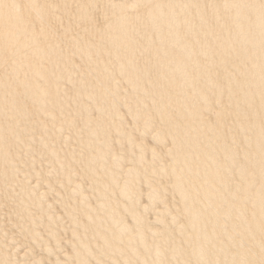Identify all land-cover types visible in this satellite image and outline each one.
<instances>
[{"label": "rangeland", "instance_id": "obj_1", "mask_svg": "<svg viewBox=\"0 0 264 264\" xmlns=\"http://www.w3.org/2000/svg\"><path fill=\"white\" fill-rule=\"evenodd\" d=\"M20 1L19 0H13V2H12V0H0V7H1L0 8V14H2L0 16H2V18H3L0 21V31L2 29H10V27L13 26L12 22H14L16 20L14 22V23H16V27L21 28V30L23 32V34L19 33L18 38L16 37L18 42L22 38L20 40L21 44L20 43L16 44V46L19 45L18 49L20 50V48L24 44L29 43V42L32 44V47L35 48V46H36V49H35L36 53L26 54L24 52L18 51V49H17V52L11 53L10 52L11 50H9L6 47V44H7L6 40L4 41V43H2L3 45L0 44V52H1L0 53V70H1V72H0V162L2 161L0 163V264H76L77 262L78 263L80 262L79 260H76L77 262L75 261L76 258L78 259V257H76L78 255L80 257H82L86 261V263L89 262L87 264H100L99 260L101 261L102 258L105 261L104 264H144L143 261L141 262V260H138V259L141 258L142 256L144 257L145 255L148 256V260H149V262H146V264L147 263L148 264H155L161 260L162 261L167 260L168 264H177V263L182 264L183 261H182L181 257L178 256L177 254L173 253V250H175V248H174L175 245H176V247H178L179 242H181L180 240H182V242L180 244L181 247L188 245L187 243L189 240L187 241L186 238H183L176 233V230L178 229L177 227L184 226V225L186 227H188L187 226L188 224H186V221H185L186 219L184 220L183 218L177 217L176 211L180 207L185 208L189 205L192 206L193 204H197L199 202V200L195 199L196 197L191 196L190 197L191 199L189 198L187 200L188 204H189L188 205L185 201L183 202L182 199H180L181 194L179 192H177L176 188L174 187V186H176V184L178 185V182L175 180V178L177 179V177H179L182 174V172H178V171H180L179 169H176L177 172H175V173H174V171H171V172L168 171L171 168V161H169L167 159V153H166L167 148L165 146H160L159 144L157 145L158 141H157L156 136L161 132L162 129H159L158 127H156V124H157L156 122L150 123L153 120V118H151V117H153V115L151 116L150 114H152V108L159 101V98H158L159 95H157L158 93L154 92L155 90L150 88V86L147 82L143 81L144 77H147L150 74L151 75L156 74L155 72H158L157 75H162L161 73H163V72L167 73L169 71L168 68L170 67V64H171V66L174 65L173 63H171V58L169 57V54L167 55L169 57L168 58L166 56V53H164V54L162 52L161 53H153L146 48L148 46V43H151L150 45H152V44L156 45L160 42L159 40H157L156 35L153 34L154 37L151 36V38L142 41L143 46L139 49H136V53H135V50H132V52H131V50L126 49L124 51H128V52H124V55H122L120 59H117L116 57H114L116 51L119 50L120 48L114 47L111 42H110L111 44H109L108 39L111 38L110 35L113 33L109 32L105 27H103L104 21L106 19H111V17L114 18V16H113V14H111V15L110 14L109 15L103 14L102 6L100 7V5H97L99 2H101V0H99V1L98 0H95V1L94 0H90V1H88V0H75V1L72 0V2H74V4L72 2H70L69 0H52L51 2H53V3H51L50 0H43V2L39 1V0H29L30 4H28V5L36 7V9H37L36 11L39 14L38 16L41 17L39 19L40 25L35 24L36 22H34V21H36V17H34V16L31 17L32 15L31 14L29 15V11H27V9L25 7H23L25 5V0H20ZM103 1L113 2L115 4L118 2L119 3H122V2L125 3L126 2L125 4H128L129 12H132V13L128 14L130 16H134L135 11H138L136 8L138 5L135 4V3H137L136 1L133 3H131L130 0H118V1L117 0L116 1L115 0H109V1L103 0ZM183 1H187V0H183ZM197 1L198 0H193V2H197ZM203 1L207 5L206 8L212 7L213 5H215V2H217V0H203ZM232 1H235V0H232ZM236 1H237V4L239 5L240 2H238V0H236ZM255 1L257 2L256 5L261 6L264 4V0H255ZM40 2H42V3L40 4ZM65 2H67L66 3L67 6H65L66 5ZM86 2H88V3H86ZM93 2L96 5H94ZM220 2L226 3V0H220ZM220 2H218V3H220ZM21 4H23V5L20 6ZM38 4H40V5H38ZM89 4H90V6H89ZM91 5H92V8H91ZM190 5H191V3L188 5V7H190ZM38 6L43 7L42 12H40L41 8ZM71 6H73V7H71ZM83 6H85V7L83 8ZM98 7L100 10L98 9ZM89 8L92 10H90ZM95 10H97V11H95ZM233 12H237V11L233 10ZM250 12L253 13V11H250ZM98 15H99V17H98ZM96 16H97V18H96ZM74 19H76V20H74ZM93 19H95V21ZM234 19H236V20H231L230 23L224 22L222 19H219L220 20V22H219V20H216V18H213L211 20L212 21L211 24L210 25L208 24V25L210 26L211 30L214 29L216 31V32H214L216 38L218 39L216 41V43H221V42H219V40L222 41L224 39L222 37L223 32H227L229 35L232 33H233V35H235L233 26H238V24L235 21H240V23H242L241 22L242 20H240L239 18H235V17H234ZM91 20H93V22L98 21L96 23V25L97 24H99V25H97V26L96 25H90V27H88V29L86 30V32L83 35H78V36L73 35V37H68V38H67V36L61 35L64 31H68L70 33H72V32L77 33L78 29L84 27V25L88 24ZM192 20H193V18H190L189 22L192 25H194L193 27H195L197 29L201 28L199 22L197 23L199 25H195V24H193L194 22ZM45 21H47L48 23H46ZM78 21H80L79 23L81 25L78 23ZM31 22H34V23H31ZM29 24H30V27H33L35 25L34 28L31 29L29 27ZM192 25H190V26H192ZM22 26H23V28H22ZM28 27L32 31H30V29ZM78 27H80V28H78ZM102 27H103V29H102ZM143 27H145V23L142 24L141 28L143 29ZM186 27L187 26L183 25V24H178V26L176 27L177 30H179L178 36L180 38H181V35L182 36L186 35L188 37L190 35V38L199 37L200 38L199 40H201L203 37H206V38H209V40H210V37H211L210 34H212V33H209L207 30L201 28L202 29L201 33H199V34H202V36H201L199 34L194 33L195 29L192 32V31H190V29H187L188 27L187 28ZM66 28H67V30H66ZM70 28H71V30H70ZM91 28H93V29L91 30ZM14 29H15V27H14ZM26 30H28V32L30 31L31 33L29 32V34L27 35ZM182 32L184 34H182ZM205 32H207V33H205ZM44 34H45V37L41 38V36H44ZM25 35L28 36V39L26 38L27 36H25ZM39 37H40V39H39ZM46 38H49V39L52 38L51 40L53 42H58L57 46L55 48H53V47H49L47 45H44ZM128 39L133 40L132 36L128 37ZM194 40L196 42L197 41L198 42H206L204 38L202 39V41H199L196 39H194ZM237 40H238V38L236 39V41ZM232 41H233V39H232ZM40 42H42V43L40 44ZM99 45H100V47L104 46V48L105 47L109 48L108 52H110V53L108 54L105 51L102 52L99 49L100 48ZM223 46L225 47L224 43H223ZM217 48H222V46L217 47ZM88 49H90V50H88ZM98 49H99L101 54L98 52ZM28 50H30V49H28ZM217 50L220 51L221 49H217ZM71 51L72 52L86 51L87 53H89V56L84 57L82 59V62H81V61H79V60H81V57H78L76 59L73 56L74 54ZM219 51H216L215 53L213 52V56L216 57L218 55ZM43 53H45V54H43ZM13 54H15L14 55L15 58L19 59L18 62L20 61L16 65L15 64L10 65V63H9V60L14 58V57H11ZM24 54H26V55H24ZM197 54L198 55H196V58H198L199 54H201V53L197 52ZM21 55H24V56H21ZM135 55H136V57H133ZM141 55H142V57H141ZM160 55H162V57ZM177 55H179V54H177ZM25 57L26 58L28 57V58L26 59ZM106 57H108V58H106ZM155 57H157V58H155ZM9 58H11V59H9ZM33 59L35 60V62ZM137 60L139 61V64H138ZM143 60L145 61V63L147 61H149V64L151 61L152 65L151 64L147 65V64L142 63L141 61H143ZM160 60L163 64H165L163 67L165 70H163V72H162V70L153 69L154 65L159 63ZM103 61H105V62H103ZM241 62L239 63L240 66H239V64L231 66V68L234 69V71H232L233 73L232 72L227 73L230 77H233L234 80L238 79V78L239 79L242 78L241 77L243 74L241 71L242 66L246 65V63L243 62L241 64ZM16 63H17V60H16ZM168 63H169V67L166 66V65H168ZM42 64H44V65L42 66ZM143 64H144V67H143ZM67 66H69L68 69H67ZM133 66H134V68H133ZM149 66H151V68H149ZM188 66L189 65H186V67H187L186 70L189 73L192 72L191 73L192 75H190V76L191 77L193 76V77H195L194 79H197V77H196L197 74L195 73L196 69L192 70ZM45 67L48 69V73L45 72L44 74H42L40 76L35 75V73L39 75L43 71H46L47 69ZM53 67H54V69H53ZM113 67H115V68H113ZM125 67H126V69H125ZM166 67H168V68H166ZM6 68H8L7 71H5ZM134 69L137 71L135 72ZM233 69H231V70H233ZM32 70H35V71H33L34 73H32ZM200 70L201 69H199V71ZM39 71H42V72H39ZM140 71H141V74H140ZM124 72H125V74H124ZM148 73H149V75H147ZM102 74H103V76H102ZM111 74L113 75L112 78H111ZM115 74L117 77L115 76ZM135 74L137 77L135 76ZM108 76H109V78H108ZM134 78H135V81L138 83L136 85H133L130 82V80L134 79ZM203 79L204 78H200L198 83L199 84L204 83V85L206 86V82ZM141 81H143L144 83H142ZM48 82H49V84H48ZM92 82H93V84H91ZM107 82H108V84H107ZM46 84L48 86H46ZM120 84H123V85L121 86ZM232 85H234L233 82H232ZM110 86H111V88H110ZM139 86L142 87L143 90L144 89H146V90H144V92H143L140 88H138ZM47 88H48V91H50V93L47 96H45L44 91H46ZM137 88H138V90H140V93H141L140 98H145L146 99L145 102L146 101L148 102L149 101L148 99H150L149 106L147 104V108L149 109V107H150V110H148V109L144 110V112L142 111L140 113L142 115H140L138 113V115H140V116L135 117L137 119L138 118L141 119L140 121H138V123H140L138 127L133 125L132 122H135L133 120V118H130L129 120H121L122 114L125 112V109L129 105V103L124 102V100L127 101V99L122 98V97L125 94L131 93V92L133 93ZM150 91H151V93H150ZM1 94H2V96H1ZM101 94L107 95L108 97L107 98L105 97V98L108 99V101L110 103L109 106H107L104 109V111L105 110L106 111L105 112L103 111L106 114L102 113V111L100 112V109H99L100 108L99 106L101 105L100 101H98V100L95 101L92 99L93 96H97V95H101ZM176 95H177V93L175 94V96ZM213 95H215L214 92L212 90H209L208 96L213 98L214 97ZM5 96H6V98H5ZM30 96H31V98H33L32 102L27 101V99L29 100ZM81 97H83V98H81ZM116 97H117V99H116ZM148 97H150V98H148ZM172 97H174V96H172ZM16 98L17 99L19 98V99L17 100ZM45 98L47 99V103H46ZM49 98H50V101L48 100ZM74 99L79 100L80 102H82V104H80V103L77 104L76 102L72 103V101ZM90 99H91V101H90ZM63 100H65V101H63ZM111 100L112 101L121 100L119 102L120 103L119 107H116L114 109L112 107L113 103H111L112 102ZM92 102H94V103H92ZM96 102H98V103L96 104ZM26 103H27V105H26ZM59 104H61V105H59ZM69 105H71V107ZM44 107H47V108H44ZM63 108H64V110H63ZM89 108H90V110H89ZM112 108L114 109V111ZM40 109H41V111H40ZM98 112H99V114H98ZM211 112H212L213 117L215 118L217 115V112H214L213 110H211ZM81 113H83V115ZM109 113H111V114H109ZM94 114H95V116H94ZM113 114H115V116L118 115L117 118ZM98 115L100 118L99 117L97 118ZM56 116H57V118H56ZM86 116H92L91 118L98 121V125L94 126V128L98 129V131L100 130V133L102 136H100L99 139L97 138V140H96V138L93 139V141L94 140H96V141L92 144L99 146L101 148L99 150H100V153H102V155H100L99 157H97L98 155H96L95 153L91 154L88 151L89 149L87 147H85L86 146L85 145L86 140L88 141L89 140L88 137L90 136L87 133L88 131L86 132V130H88V129L85 125L86 122L83 119ZM111 117H112V119H111ZM113 117H114V119H113ZM106 118L110 119L111 120L110 122H112V121L114 122L115 120L116 121L114 123L112 122L110 124H107V126H106L107 128H106L105 126H102L100 123L101 120L106 119ZM119 120L122 122H119ZM148 121H150V122H148ZM73 122H75V123L72 125ZM36 123L39 126H37ZM112 124H113V126H112ZM146 125H150V126H146ZM64 126H65V129H64ZM119 126H120V128H119ZM108 127L110 129H111V127L112 128L114 127L116 129H115V131H114V128H113V130H110V129H108ZM35 128L36 129L38 128L37 134H36ZM71 129H73V130L71 131ZM118 129H120L121 131H122V129H124V131L127 130V131L131 132L132 134H136V135H139L141 133L146 138L147 143L149 145V150L146 153L147 156H145V158H144V155L140 152V147L138 145L134 146V152H129L127 150L128 145L125 142L127 140L126 139L121 140V138L119 139V136L117 135ZM60 130L62 132L61 134L59 132ZM69 130H70V136H69ZM81 130L83 133L84 132L85 133L83 134L81 132ZM105 130H107V132H105ZM109 130L111 132L114 131L112 133H114L113 136H115L114 137V138H116L115 140L113 138H112L113 140H111V138L109 137L112 135V134L110 135ZM49 131L51 133L50 134L48 133L49 134L48 135L47 132H49ZM80 132H81V136H79ZM71 133H72V135H71ZM82 134H83V136H82ZM51 135H52V138L53 137L59 138V141L55 142V144L51 143L49 140L51 138ZM60 135H63V136H60ZM103 135L106 137L103 138ZM113 136H111V137H113ZM22 137H24L25 139ZM19 138L21 139L20 141H18ZM36 138H37V140H36ZM70 138H71V141H70ZM105 139L107 141H105ZM34 140H35V142H34ZM75 141L76 142L78 141V142L76 143ZM111 142H112V144H110ZM58 144H60V146ZM109 144H110V146H109ZM124 144H125V146H123ZM48 145L51 148L52 147L53 148L51 150H48V148H46V147H48ZM64 145H66V146L64 147ZM13 146H15V147H13ZM30 146H31V148H30ZM5 147H7V148H5ZM119 147H120V150H119ZM9 148H11V149H9ZM34 148H37V149L34 150ZM73 149H74V151L75 150H77V151L74 152ZM116 149H117V151H116ZM111 150H112V152H114L113 154L116 153L119 157L122 156L123 158L122 157L121 158H122V160L123 159L124 160L123 161L120 160L121 163H119L118 160L116 159L117 157H114L112 155L109 156L108 155L109 153L107 154V152L109 151L110 153H112ZM43 151H45V152H43ZM51 151L54 152L53 153L54 155H58V156L60 155L61 157L59 156V159H58V156H54L51 153ZM64 153H65L66 157H65ZM217 153L218 152L215 150L213 153L214 156H216ZM81 154H83V156L86 155V157L81 158V156H82ZM88 154H89V156H88ZM74 155H75V157H74ZM107 155H108V157H107ZM101 156H104V157H101ZM96 157H97V160H95ZM80 158H81V160H79ZM103 158H104V160L108 159V160H106V162H108V163L104 162V160L102 161ZM12 159L14 161H12ZM74 160L75 161L77 160V162H75ZM90 160H94V162L90 161ZM116 160L118 163L115 162ZM63 162H65L66 164ZM63 164H65V165H63ZM97 164H99V165L97 166ZM3 165L6 169H2ZM17 165H18V167H17ZM36 165H37V168L35 167ZM103 165L105 167H103ZM92 166H93V168H92ZM118 166H119V171H118ZM40 167H41V169L43 168L42 169L43 171L40 169ZM61 167L63 170L65 169L64 172L61 169ZM59 168H60V171H59ZM114 168H116V169H114ZM223 168H224V162L222 163V166L220 167V169L222 170ZM247 168H249V167H245V169H247ZM70 169H72V170H70ZM74 169H75V171H73ZM86 169H91V170H93V172L97 171L98 174H101L104 177L106 176L107 171H113L114 172L116 170V172H114V175L117 174V176L120 177V178H118L119 183H117L116 185H114L112 187V191L110 192L111 195H109L110 198L106 197L104 199L100 196V199H99V195H97L95 193V186L97 185L96 184L97 182L94 181L93 178H90V177L88 178L87 176L78 177L80 175L78 172L80 171V173H83V171H86ZM101 169H102V171H101ZM131 169H136V171H137V174L134 177L129 176L128 172ZM104 171L106 172L105 174L102 173ZM150 171H152L154 173L151 174L149 176V178H147L146 174L150 173ZM39 172L40 173L43 172V174H41V175L44 176L43 177V179H45L44 181L41 180L42 176L40 175ZM55 172L56 173L59 172L60 175L59 174L57 175ZM113 172H111V173H113ZM76 173H78L79 175L78 174L74 175V177L77 176L78 178L76 177V180L77 179L78 180L77 181L76 180L75 181H69V179H68L69 174L72 175V174H76ZM228 173H229L228 171L224 172V174H228ZM63 174H64V176H63ZM10 175L12 176V178ZM197 175L199 177L202 176V174H197ZM58 176H60V177H58ZM33 178H35V179L33 180ZM231 178L233 179V177L230 175L229 176L230 180L228 181V183H230V184L232 182ZM30 180L33 182H31ZM29 181L32 183V185L38 184L35 187V189L38 188V186H41V188H43V189L38 188L39 191H37L38 190L37 189L34 192L33 190H35V189H34V187L31 186L30 188L21 191L19 189V185L23 182L26 184H31ZM40 181H41V183H40ZM130 181H132V184H129ZM149 182H150V184H149L150 186L148 185ZM63 183L66 185V187ZM68 183H70V184H68ZM237 183H238V181L236 179H234L233 180V186L234 187L237 186ZM61 184H63L64 187ZM49 185H51V187L54 186V188L56 185V189H55V191L53 189L52 193L46 192L49 190L48 188H50ZM127 185H130V187L135 190V193H130L128 197L123 198L122 195L120 194V192ZM46 186L47 187L49 186V187L47 188ZM78 186H80L81 188ZM244 186H247V185L244 184ZM261 186H263V185H261V183H260V185L258 184L254 188L255 192L257 190H261L263 188ZM77 187L80 188V191L82 190L81 192H84V194H82V195L76 194V196H75V193L71 192V190H74V191H75V189L77 190ZM13 188L16 190H14ZM151 191L154 193H152ZM9 192H10V194H9ZM18 192H19L20 196L17 195ZM64 192L65 193L70 192V193H67L68 197L66 196V194ZM112 192H113V194H112ZM1 193H3V195ZM33 193H35V194H33ZM46 193H47V195H46ZM148 193L149 194L152 193V195L149 197H146V198H143V197L137 198L136 197V194L145 196V194H148ZM226 194L229 195V192H227ZM29 195L30 196L33 195V196L30 197ZM69 195H70V197H69ZM113 195H114V197H112ZM2 196H3V200L1 199ZM16 196H17V199H16ZM71 196H73L74 198ZM77 196L79 197V199ZM49 197H51L52 199L49 200L48 199ZM63 197H64V199H63ZM22 198H23V200H22ZM72 198L74 200H72ZM75 198H76V200H75ZM82 198L84 201L82 200ZM113 198H115L116 200ZM34 199L36 200V202H34L35 201ZM40 199H42L43 202ZM45 199H46V201H45ZM53 199H55V201ZM77 199L79 200L78 202L83 201L85 203V206H86L87 210L89 211V214L91 215V217L88 213H86L85 216H81V214L79 213L77 215V216H79V218H77V216L70 217V214H68V217L63 215L64 213H62V212H68L69 210H72V208L73 209L76 208ZM52 200H53V202H52ZM57 200H59V201L65 200V201L63 203L59 202V204H60L59 205ZM192 200H194V201L191 202ZM3 201L4 202L8 201V203L7 202L4 203ZM72 201L76 202V203L74 204V203H72ZM113 201H114V203H113ZM142 201H145V203H142ZM196 201H198V202L196 203ZM235 201H237V202H234L236 205V208H235V206L233 207V205H234L233 204L230 207L231 210H233L235 212V210L242 209L243 211H246V213H248L250 206L253 203V194H250L249 196H246L243 194L242 198L237 197ZM21 202H23V203H21ZM39 202H42L43 204H40ZM91 202H93V204ZM137 202H139V206H140L139 208L138 207L135 208V206L138 205ZM52 203L60 206L59 208L61 210L62 209L63 210L65 209V210L64 211L63 210L61 211L59 209L55 210L54 208L50 210V208H47V207L49 205H51ZM102 203H104L105 206L101 205ZM171 203H172V205H171ZM26 204H28V205L31 204L30 205L31 206L30 208L32 209L31 213L34 215L33 216L34 218H32V219H29V218L26 219L22 215L24 213V210L30 211L29 206H27ZM39 204L42 206H40ZM115 204H117V206ZM166 204H168V206H170V208ZM99 205L105 207V208L100 207L102 210L107 208L106 205L109 208H107L106 211H99V212L94 211L93 212V210L96 207H98ZM111 205H113V207ZM7 206H8V208H6ZM194 206H197L199 208V205H194ZM91 208H92V210H91ZM151 208H152V210H151ZM33 210H35L34 212H37V210H39L42 212V214L36 213L37 214L36 215V214H34ZM57 210L60 211L62 217H59L60 213ZM55 211L57 214L55 213ZM72 211H74V210H72ZM113 211L118 213V214L116 215V213H112ZM45 212H46V214L44 215ZM102 212H103V214H102ZM111 213L115 214L120 219L119 222L117 223V225L119 224V226L116 225L117 227L115 226L114 228H112V223H110V221L108 220V219H110L109 217L112 215ZM129 213H132V215ZM95 214H96V216H95ZM40 215H42V216H40ZM135 215H137V216L139 215L140 217L137 218V216H135ZM16 217L18 220L15 219ZM88 217H90V218H88ZM107 217H108V219H107ZM84 218L87 221H89L91 218H92L91 221H93V220H95V221L98 220L99 222L101 221L100 222V224H102V225H100L102 227L101 230L103 232H105L106 234L109 232L114 233L111 236H114L113 237L114 240L116 241V243L118 242L117 243L118 248L120 247V249L123 252H118L114 249L109 250V252L107 249H106L107 251H105V252L101 251V248L102 249L104 248L102 241L100 239L96 238L95 234L93 235V233H92L93 228L91 225H89L87 223L82 224ZM136 218H137V221L139 220L138 222H140V219H141V222L143 223V224H141V226L144 225L143 227H141L140 224L136 221ZM173 218L175 220L171 225L172 228L168 229L169 230L168 231L166 228V224H167L166 222L167 221L165 222V220H167V219L172 220ZM106 220H108V221H106ZM105 221L108 225L105 223ZM132 221L137 222L139 225H136V224L134 225ZM187 223H189V221ZM113 226H114V224H113ZM198 227L200 228V226H197L196 228H198ZM141 229L143 230L144 233L142 232ZM120 231H121V233H119ZM139 231H141V233L145 236H143ZM163 231H164V233L161 235L160 232H163ZM154 232H155V234H154ZM117 233L120 234L122 237L121 238L119 236L120 239L118 241H117V238H119V237H118ZM36 234L41 235V237H39L41 240L39 238H35ZM212 234H215V232ZM212 234H211V236H213V239H215V242L217 240V242L220 243V241L223 240L222 238H224L223 234H221V233L215 234V237ZM69 236H70V238H69ZM132 236L133 237H135V236L140 237V239L137 241L134 240L135 243H134V241L131 242ZM173 236H175V239ZM77 237L79 238V241H81V243H84L85 246H87L86 248H84V247L82 248L81 243H79V241L76 243L74 241H71L72 238H77ZM142 237H145L143 239L144 240L146 239V241L148 240V242H150L154 246H156L159 243L158 241H160V245L158 244L159 246L157 245L156 247H158L162 252H164L165 256H163L161 258L160 256L158 257V255H155L156 253H154V252L148 251V253H147L146 250H144L141 246V241H143ZM209 238L212 239V237H209ZM200 239L202 240V238H200ZM151 241H153V243ZM174 241H175V244H174ZM215 242H213V243H215ZM213 243H211V244H213ZM76 244H77V246H76ZM131 244H132L131 247H133V249H134V250L133 249L132 250L136 254V257L134 254H129V252H126V250L128 248H130ZM89 245H90V247H92L94 245H96V246L93 248L94 250L88 251L86 249L90 248ZM242 245H247V240L242 242ZM100 246H101V248H100ZM192 246H193V244H192ZM231 248L232 247H230V249ZM135 249L140 250V251L138 250L139 256L137 255V253H136L137 250L135 251ZM85 250H86V252H85ZM231 250L232 251H229V253H227L228 255H226L225 252L223 253L220 251L221 252L220 256H221V258H222V256H225V255L228 256V258L231 256L230 257L231 259L229 258L230 262L232 261L233 264H236L235 261H237L236 260L237 256L238 255L240 256L241 253L239 254V252H236L238 250H236L234 252V250H235L234 248H232ZM88 252H89V254H88ZM233 252H234V254H233ZM247 252L252 254V250L249 251L248 248H247ZM140 253H142V256L140 255ZM233 255H234V257H232ZM155 256H156V258H155ZM172 256L174 258H172ZM226 256L223 258L224 260L227 258ZM96 257H98L97 260L99 263L95 259ZM150 258H152L151 259L152 261L150 260ZM73 259H74V261H73ZM156 259H157V261H156ZM203 259L205 260V262L209 260V258H207V256H206V258L204 257ZM191 262L192 261L190 260L189 264ZM209 262H210V260H209ZM246 262L248 263L249 260ZM192 264H195V263H192Z\"/></svg>", "mask_w": 264, "mask_h": 264}, {"label": "bare ground", "instance_id": "obj_2", "mask_svg": "<svg viewBox=\"0 0 264 264\" xmlns=\"http://www.w3.org/2000/svg\"><path fill=\"white\" fill-rule=\"evenodd\" d=\"M39 1L43 2V0H39ZM51 1L52 0H50V2ZM69 1L72 2V0H69ZM88 1H90V0H88ZM130 1H131V3L136 1L137 3H135V4L138 5L136 7L138 11H135L134 16L128 15L129 13H132V12H129L128 4H125L126 2L125 3H123V2L119 3L118 2L119 4L118 3L115 4L113 2H106L103 0H101V2H99V3L97 2L98 3L97 5H100V7L102 6L103 14H108V15L113 14V16H114V18L111 17V19H106L104 21L103 27H105L109 32L113 33L110 35L111 38L109 37L110 39H108L109 44L112 43V45L114 47L120 48L119 50L116 51L115 56H114L117 59H120L121 56L124 55V52H128V51H124L126 49L131 50V52H132V50H135V53H136V49H139L143 46L142 41L151 38V36L154 37V35H156L157 40H159L160 42L156 45H153V44L150 45L151 43H148V46L146 48L153 53H161L162 52L163 54L166 53V56L169 54V57L171 58V63L174 64L172 66L170 64V67H169V63H168V65H166L169 67V68L166 67V68H168L169 71L167 73L163 72V70H165L163 68L165 64H163L160 60L159 63L154 65L153 69L162 70V72H163V73H161L162 75H157L158 72H155L156 74H152V75L151 74L149 75V73H148L147 75H149V76L144 77V80H143L149 84L151 89L155 90L154 91L155 93H158L157 95H159L158 96L159 101L155 106L153 105L154 107L152 108V114H150L151 116L153 115V117H151V118H153V120L151 122L150 121H148V122H150V123L156 122L157 123L156 127H158L159 129H162L161 132L156 136V138L158 141L157 145L159 144L160 146H165L167 148V150H166L167 159L169 161H171V168L168 171H170V172L174 171V173H175V172H177L176 169H179L180 171H178V172H182V174L179 177H177V179L175 178V180L178 182V185L176 184V186H174L176 188L177 192H179L181 194L180 199H182L183 202L185 201L187 204H188L187 200L191 196L196 197L195 199L199 200V202L196 201V203L198 202L199 204L198 203L193 204L192 206L188 204L189 206H187L185 208L180 207L176 211L177 217L183 218L184 220L186 219L185 220L186 224H188L187 225L188 227H186L185 225L177 227L178 229L176 230V233L178 235H180L181 237L186 238L187 241L188 240L189 241L187 243L188 245L181 247L180 244H181L182 240H180L181 242H179L178 247H176V245H175V247H174L175 250H173V253H175L181 257V259L183 261L182 264H189L190 260L192 261L190 264H192V263H195V264H233L232 261H231L232 263L230 262L231 256L229 257L230 258L229 259L228 256H226V255H228L227 253H229V251H232L231 249L234 248L235 249L234 252L236 250H238L236 252H239V254L241 253L240 256L239 255L237 256V259H236L237 261L234 260L236 264H264V4L261 6L256 5L257 2L255 0H238V2H240L239 5L237 4L236 0L235 1L226 0V3L225 2L221 3L220 0H217V2H215V5H213L212 7L206 8L207 5L203 0H200V1L198 0L197 2H193V0H187V1H183V0H130ZM12 2H13V0H12ZM42 2H40V4ZM218 2H220V3H218ZM51 3H53V2H51ZM66 3L67 2H65V4ZM72 3L74 4V2H72ZM86 3H88V2H86ZM190 3H191V5H190V7H188V5ZM28 4H30V1L25 0V5L23 7H25L27 9V11H29V15L30 14L32 15L31 17H33V16L36 17V21H34V22H36L35 24L40 25L39 19L41 17L38 16L39 14L36 11L37 10L36 7L28 5ZM40 4H38V5H40ZM93 4L96 5L94 2H93ZM22 5L23 4H21L20 6H22ZM65 6H67V4ZM89 6H90V4H89ZM38 7H40V6H38ZM71 7H73V6H71ZM84 7L85 6H83V8ZM40 8H39L41 10L40 12H42L43 7H40ZM91 8H92V5H91ZM98 9H99V7H98ZM90 10H92V9H90ZM97 10H95V11H97ZM233 10H236L237 12H233ZM250 11H253V13H251ZM0 15H2V14H0ZM98 17H99V15H98ZM234 17L242 20L241 21L242 23H240V21H235L238 24V26H233L235 35H233V33L229 35L227 32H223L222 37L224 39L222 41L219 40V42H221V43H216V41L218 40L215 36V33H214L216 31L214 29L211 30L210 26H209L212 22L211 20L213 18H216V20L222 19L224 22L230 23L231 20H236V19H234ZM96 18H97V16H96ZM190 18H193V20H192L194 22L193 24H195V25L200 24L201 28L207 30L209 33H212V34H210V36H211L210 40H209V38L203 37L206 42H198V41L196 42L194 39L199 40L200 39L199 37L190 38V35L188 37L186 35L182 36L181 34H180L181 38L178 36L179 30H177V28H176L178 26V24L186 25L188 27V28L187 27L186 28L190 29V31H192V32L195 29L194 33H196V34L201 33L202 29L201 28L197 29V28L193 27L194 25H192L189 22ZM2 19H3L2 16H0V21ZM74 20H76V19H74ZM93 20L95 21V19H93ZM93 20H91L88 24H85L84 27H82V28L78 27L80 29L77 30V33H75V32L70 33L68 31H64L61 35L67 36V38L73 37V35H76V36L83 35L86 32V30L88 29V27H90V25H96V23L98 22V21L93 22ZM14 22H12V23H13V26L15 27V29L12 26V27H10V29H2L0 31V44L4 43V41L6 40V42H7L6 47L9 50H11L10 51L11 53L17 52L19 45L16 46V44L20 43V40L22 39L21 38L18 42L17 38H18L19 33L23 34L21 28H17L16 23H14ZM34 22H31V23H34ZM45 22L48 23L47 21H45ZM79 22L80 21H78V23ZM198 22H199V24H197ZM219 22H220V20H219ZM143 23H145V27H143V29H142L141 27H142ZM97 25H99V24H97ZM190 25H192V26H190ZM34 26L30 27V24H29V27L31 29L34 28ZM103 27H102V29H103ZM22 28H23V26H22ZM93 28H91V30ZM31 29H30V31H32ZM66 30H67V28H66ZM70 30H71V28H70ZM26 31L28 32V30H26ZM27 32H26V34L28 35L29 32L28 33ZM205 33H207V32H205ZM182 34H184V33L182 32ZM27 35H25V36H27ZM199 35L202 36V34H199ZM130 36H132L133 40L128 39V37H130ZM44 37H45V34H44V36H41V38H44ZM26 38L28 39V36ZM237 38H238V40L236 41ZM39 39H40V37H39ZM51 39L52 38H50V39L46 38L44 45L55 48L57 46L58 42H53ZM202 39L199 41H202ZM232 39L234 42L232 41ZM222 42L225 44V47L223 46ZM41 43L42 42H40V44ZM220 46H222V48H217ZM99 47H100V45H99ZM215 47L217 49H221V50L219 51ZM28 49H30V50H28ZM35 49H36V46H35V48L32 47V44L29 42V43L24 44L20 48V50L18 49V51L29 54V53H36ZM99 49L102 52L105 51L108 54L110 53V52H108L109 48H106V47L104 48V46L100 47ZM99 49H98V52L100 53ZM88 50H90V49H88ZM216 51H219V52H218V55L216 57H214L213 52L215 53ZM197 52L201 53V54H199L198 58H196V55H198ZM72 53L74 54L73 56L76 59L78 57H81V60H79L81 62H82V59L84 57L89 56V53H87L86 51L72 52ZM26 54H24V55H26ZM43 54H45V53H43ZM177 54H179V55H177ZM14 55L15 54H13L11 57H14ZM24 55H21V56H24ZM160 56L162 57V55H160ZM108 57H106V58H108ZM133 57H136V55ZM141 57H142V55H141ZM155 58H157V57H155ZM9 59H11V58H9ZM16 60H17V63H16ZM18 60L19 59L14 57L11 60H9V63H10V65H12V64L16 65L20 62V61L18 62ZM151 61H150V64H151ZM239 61L240 62L242 61L241 64L243 62L246 63V65L242 66V70H241L243 73L241 76L242 78L241 79L238 78V79L234 80L233 77H230L227 73H231L232 71H234V69L231 68V66L239 64L240 63ZM34 62H35V60H34ZM103 62H105V61H103ZM137 62L139 64L138 60H137ZM141 62L144 64H147V65L149 64V61H147L145 63V61L143 60ZM144 64H143V67H144ZM43 65L44 64H42V66ZM186 65H189L188 67L192 70L196 69L195 73L197 74V76H196L197 79H194L195 77L190 76V75H192L191 74L192 72L189 73L186 70V68H187ZM239 66H240V64H239ZM68 67L69 66H67V69H68ZM113 68H115V67H113ZM133 68H134V66H133ZM149 68H151V66H149ZM230 68L233 70H231ZM7 69L8 68H6L5 71H7ZM53 69H54V67H53ZM125 69H126V67H125ZM199 69H201V70L199 71ZM33 71H35V70H32V73H34ZM42 71H39V72H42ZM136 71L137 70H135V72ZM141 71H140V74H141ZM0 72H1V70H0ZM45 72L48 73V69L46 71H43L39 75L35 73V75L40 76V75L44 74ZM124 74H125V72H124ZM136 74H135V76H136ZM102 76H103V74H102ZM112 76L113 75L111 74V78H112ZM115 76H116V74H115ZM108 78H109V76H108ZM200 78H204L203 80H205L206 86L204 85V83H200V84L198 83ZM143 81H141V82L144 83ZM130 82L133 85L138 84L135 81V78L131 79ZM232 82L234 83V85H232ZM48 84H49V82H48ZM91 84H93V82ZM107 84H108V82H107ZM120 85L122 86L123 84H120ZM46 86H48V85L46 84ZM110 88H111V86H110ZM138 88H140L143 92H144V90H146V89L143 90V88L140 86ZM138 88L136 89L137 91L135 90L133 93L131 92V93L125 94L122 97V98L127 99V101L124 100V102L129 103V105L127 106V108L125 109V112L121 116V120H129L130 118H133V120L135 122H132V123L136 127L139 126L140 123H138V121H140L141 119H139V118L137 119L135 117H139L140 115H142L140 113L142 111L144 112V110L148 109L147 104L149 106V102H150V99H148L149 101L148 102L146 101L147 102L146 103L145 98H140L141 93H140V90H138ZM209 90H212L214 92L215 95H213L214 96L213 98L208 96ZM49 93H50V91H48V88H47V90L44 91V94H45V96H47ZM150 93H151V91H150ZM176 93H177V95L175 96ZM1 96H2V94H1ZM172 96H174V97H172ZM105 97L107 98L108 96L105 94H101V95H97V96L92 97L93 100L100 101L101 105L99 106L100 107L99 109H100V112L102 111V113H104L106 111V110L104 111V109L107 106H109V104H110L108 99H106ZM5 98H6V96H5ZM81 98H83V97H81ZM148 98H150V97H148ZM116 99H117V97H116ZM48 100L50 101V98ZM27 101L32 102L33 98H31V96H30L29 100L27 99ZM63 101H65V100H63ZM90 101H91V99H90ZM120 101L121 100L112 101L111 102V103H113L112 107L114 109L116 107H119ZM75 102L77 104H79V103L82 104V102H80L77 99H74L72 101V103H75ZM46 103H47V99H46ZM92 103H94V102H92ZM97 103L98 102H96V104ZM26 105H27V103H26ZM59 105H61V104H59ZM69 106L71 107V105H69ZM44 108H47V107H44ZM64 108H63V110H64ZM114 109H113V111H114ZM89 110H90V108H89ZM148 110H150V107ZM211 110H213L214 112H217V115L215 118L213 117ZM40 111H41V109H40ZM138 113L140 115H138ZM81 114L83 115V113H81ZM98 114H99V112H98ZM104 114H106V113H104ZM109 114H111V113H109ZM113 115L115 116V114H113ZM94 116H95V114H94ZM117 116H115V117L117 118ZM91 117L92 116H86L85 118H83L86 122L85 125L88 129V130H86V132L88 131L87 133L90 135L89 137L87 136L89 138V140L88 141L86 140V143H85L86 146L85 147H87L89 149L88 151L91 154L95 153L96 155H98L97 157H99L100 155H102V153H100V150H99L101 148L99 146L92 144V143H94L97 140V138L99 139L100 136H102V135L100 133V130L98 131V129L94 128V126L98 125V121L91 118ZM98 117H99V115L97 116V118ZM56 118H57V116H56ZM111 119H112V117H111ZM113 119H114V117H113ZM110 121H111L110 119L106 118V119L101 120L100 123L102 126L106 127L107 124H110L113 122V121L112 122H110ZM119 122H122V121L119 120ZM74 123L75 122H73L72 125ZM36 125L39 126L37 123H36ZM65 126H64V129H65ZM112 126H113V124H112ZM146 126H150V125H146ZM113 128L111 127V129H110L108 127V129H110V130H113ZM119 128H120V126H119ZM115 129L116 128H114V131H115ZM37 130H38V128L36 129V134H37ZM72 130L73 129H71V131ZM114 131H112V132H114ZM59 132H60V134L62 133L61 130ZM81 132H82V130H81ZM81 132L79 133L80 134L79 136H81ZM105 132H107V130H105ZM112 132L110 131V135L112 134L111 136L114 135V133H112ZM117 132H118L117 135L119 136V139L121 138V140H123V139L127 140L125 142L128 145L127 150L129 152H134V146L138 145L140 147V152L144 155V158H145V156H147L146 153L149 150V145L147 143L146 138L141 133L139 135H136V134H132L131 132H129L127 130L124 131V129H122V131L120 129H118ZM48 133L50 134L51 132L49 131V132H47V134ZM83 134H82V136H83ZM71 135H72V133H71ZM60 136H63V135H60ZM69 136H70V130H69ZM111 136H109L111 138V140L116 139V138H114L115 136H113V137H111ZM104 137H106V136L103 135V138ZM22 138H24V137H22ZM95 138H96V140L93 141V139H95ZM20 140L21 139L19 138L18 141H20ZM36 140H37V138H36ZM49 140L51 143L55 144V142L59 141V138H56V137L52 138V135H51V138ZM70 141H71V138H70ZM105 141H107V140L105 139ZM34 142H35V140H34ZM110 144H112V142ZM110 144H109V146H110ZM58 145L60 146V144H58ZM65 146L66 145H64V147ZM123 146H125V144ZM13 147H15V146H13ZM5 148H7V147H5ZM30 148H31V146H30ZM46 148H48V150H51L53 147L51 148L48 145V147H46ZM9 149H11V148H9ZM35 149H37V148H34V150ZM112 150H111V152H112ZM119 150H120V147H119ZM215 150L218 152L216 156H214V154H213ZM73 151H74V149H73ZM75 151H77V150H75ZM116 151H117V149H116ZM43 152H45V151H43ZM51 153L53 154L54 152L51 151ZM113 153L114 152H112V153H110L109 151L107 152V154L109 156L112 155L114 157H117L116 159L118 160L119 163H121L120 160H122L123 157L122 156L119 157L116 153L115 154H113ZM89 154H88V156H89ZM64 155H65V153H64ZM81 155H82L81 158L86 157V155L85 156H83V154H81ZM108 155H107V157H108ZM54 156H58V155H54ZM59 156H58V159H59ZM65 157H66V155H65ZM74 157H75V155H74ZM97 157H96V159L95 158L94 159L97 160ZM101 157H104V156H101ZM81 158L79 160H81ZM103 160H104V158L102 159V161ZM106 160H108V159H106ZM106 160H104V162H106ZM117 160L115 162H117ZM12 161H14V160L12 159ZM90 161L94 162V160H90ZM75 162H77V160ZM223 162H224V168L221 170L220 167L222 166ZM63 163H65V162H63ZM106 163H108V162H106ZM65 164H63V165H65ZM98 165L99 164H97V166ZM17 167H18V165H17ZM35 167L37 168V165ZM103 167H105V166L103 165ZM245 167H249V168L245 169ZM92 168H93V166H92ZM2 169H6L4 167V165H3ZM40 169H41V167H40ZM61 169H62V167H61ZM75 169L73 171H75ZM114 169H116V168H114ZM64 170H63V172H64ZM70 170H72V169H70ZM59 171H60V168H59ZM101 171H102V169H101ZM118 171H119V166H118ZM225 171H228L229 173L224 174ZM111 172H113V171H107V173L105 171L102 172L104 174L106 173V176L104 177L101 174H98L97 171L93 172V170H91V169H86V171H83V173H80V171H79L78 173L80 175L78 173L72 174V175L69 174L68 179H69V181H75L77 176L74 177V175H77V174L79 175L78 177L87 176L88 178L89 177L93 178V180L97 182L96 183L97 185L95 186V193L97 195H99V199H100V196L105 199L106 197L108 198L109 195H111L110 192L112 191V187L114 185H116L117 183H119L118 178H120V177H118L117 174L114 175V172H116V170L113 173H111ZM128 173H129L130 177H134L137 174V171H136V169H131V170H129ZM153 173L154 172L150 171V173L146 174V177L149 178V176ZM41 174H43V172H41L40 175ZM56 174L58 175L59 172H57ZM197 174H202V176L199 177ZM230 175L233 177V179L231 178V180H232L231 184L228 183V181L230 180L229 179ZM63 176H64V174H63ZM43 177L44 176L41 177L42 178L41 180L44 181L45 179H43ZM58 177H60V176H58ZM11 178H12V176H11ZM34 179L35 178H33V180ZM234 179H236L238 181L237 186H235V187L233 186V180ZM24 182L21 184L19 183L20 184L19 189L21 191L26 190V189L30 188L31 186L34 187V189H35V187L38 185V184L32 185L31 182H33V181L30 182L31 184H26ZM40 183H41V181H40ZM260 183H261V185H263V186H261L263 188L261 190H257L255 192L254 188L258 184L260 185ZM63 184H61V185L63 186ZM68 184H70V183H68ZM129 184H132V181H130ZM149 184H150V182L148 183V185ZM244 184H246L247 186H244ZM49 186H50V188H48ZM49 186L48 187L46 186L49 189L46 192L52 193L53 189L55 191L56 185H55V188L53 185H52L53 187H51V185H49ZM65 187H66V185H65ZM78 187H80V186H78ZM78 187H77V190L75 189V191L71 190V192L75 193V196H76V194L77 195L84 194V192H81L82 190L80 191L81 187L80 188H78ZM38 188L43 189V188H41V186H38ZM38 188H36L33 191L35 192ZM39 189L37 191H39ZM14 190H16V189H14ZM19 192L17 195H19ZM227 192H229V195L226 194ZM67 193H70V192H67ZM67 193H65L66 196H67ZM130 193H135V190L132 189L130 187V185L125 186L122 189V191L120 192V194L122 195L123 198L128 197ZM152 193H154V192H152ZM152 193L145 194V196L136 194V197L137 198H140V197L146 198V197L151 196ZM1 194L3 195V193H1ZM9 194H10V192H9ZM33 194H35V193H33ZM112 194H113V192H112ZM243 194L246 196L253 194V203L250 206L249 212L247 211L248 213H246V211H243L242 209L235 210V212H234L233 210L230 209V207H231V205L234 204L233 207L235 206V208H236V205L234 202H237V201H235L237 197L242 198ZM46 195H47V193H46ZM70 195H69V197H70ZM32 196H30V197H32ZM71 197H73V196H71ZM112 197H114V195ZM73 198H72V200H74ZM1 199L3 200V196ZM16 199H17V196H16ZM46 199H45V201H46ZM48 199L51 200L52 198L49 197ZM63 199H64V197H63ZM78 199H79V197H78ZM78 199L76 201L77 202L76 208L75 209L72 208V210H74V211L69 210L68 212H62V213H64L63 215L68 217V214H70V217H72V216H77L79 213L81 214V216H85L86 213L89 214V211L87 210L85 203L83 202L84 201L83 198H82L83 203L78 202L79 201ZM113 199H115V198H113ZM22 200H23V198H22ZM40 200H42V199H40ZM53 200L55 201V199H53ZM53 200H52V202H53ZM75 200H76V198H75ZM8 201H5V202L3 201V202L8 203ZM64 201L63 200H61V201L57 200L58 204H59V202L63 203ZM114 201H113V203H114ZM193 201L194 200H192L191 202H193ZM34 202H36V200ZM42 202H43V200H42ZM42 202H39V203L43 204ZM76 202L72 201V203H74V204ZM21 203H23V202H21ZM91 203L93 204V202H91ZM142 203H145V201H142ZM137 204L138 205L135 206V208L140 207L139 202H137ZM26 205L29 206V208L31 207L30 206L31 204L30 205L26 204ZM101 205L105 206L104 203H102ZM101 205L96 207L93 210V212L94 211L95 212L106 211V209L109 208L106 205L107 208L102 210L101 208L103 206H101ZM115 205L117 206V204H115ZM166 205L168 206V204H166ZM171 205H172V203H171ZM194 205H199V208L197 206H194ZM40 206H42V205H40ZM49 206L47 208H50V210L53 208L55 210L56 209L61 210L59 208L60 206H58L57 204L52 203ZM111 206L113 207V205H111ZM168 207L170 208V206H168ZM6 208H8V206ZM103 208H105V207H103ZM31 210H32L31 208H30V211L24 210V213L22 214L23 217L26 219L27 218H29V219L34 218L33 217L34 215L31 213ZM59 210H57V211L60 213ZM91 210H92V208H91ZM151 210H152V208H151ZM34 211L35 210H33V212ZM36 213L42 214V212L39 210H37V212H34V214H36ZM55 213H56V211H55ZM112 213H116V212L113 211ZM132 213H129V214L132 215ZM45 214H46V212L44 213V215ZM102 214H103V212H102ZM117 214L118 213H116V215ZM112 215L109 217L110 219H108V217H107V219L110 221V223H112V228H114L120 219L115 214H112ZM40 216H42V215H40ZM95 216H96V214H95ZM135 216H137V215H135ZM17 217L15 219H17ZM59 217H62L61 213H60ZM90 217H91V215H90ZM90 217H88V218H90ZM139 217L140 216L138 215L137 218H139ZM77 218H79V216H77ZM137 218H136V221H137ZM84 219H83L82 224L87 223V224L91 225L93 228L92 229L93 235L95 234L96 238H98L102 241L104 248L102 249L100 246L101 251L105 252L108 250V252H109V250L114 249L118 252H123L120 249V247L118 248V244H117L118 242L116 243V241L113 238L114 236H111L114 233L109 232L106 234L105 232H103L101 230V228H102L100 226V225H102V224H100L101 221L100 222L98 220L91 221L92 218L89 221H87L86 219L84 220ZM108 220H106V221H108ZM174 220H175L174 218L172 220H169V219L165 220V222L167 221L166 222L167 223L166 224L167 230L172 228L171 225L174 222ZM187 220L189 221V223H187L188 222ZM106 221H105V223H106ZM132 222L134 225L140 224V226H141V224H143L141 222V219H140V222H138L139 224L137 222H134V221H132ZM113 224H114V226H113ZM117 226H119V224ZM143 226L144 225H142L141 227H143ZM197 226H200V228L199 227L196 228ZM139 232L141 233V231H139ZM142 232H143V230H142ZM214 232H215V234H220V233L223 234L224 238H222L223 240L220 241V243H218L217 240L215 242V239H213V236H211V234ZM119 233H121V231ZM160 233L162 235L164 233V231L160 232ZM154 234H155V232H154ZM215 234H212V235H214V237H215ZM119 236L121 237L120 234H118V237ZM143 236H145V235H143ZM39 237H41V235L36 234L35 238H39ZM120 237L119 238L116 237L117 241L120 239ZM173 237L175 239V236H173ZM209 237H212V239H210ZM69 238H70V236H69ZM143 238H145V237H142V239ZM200 238H202V240ZM139 239H140V237H136V236L133 237L132 236L131 242L134 240L137 241ZM245 240H247V245H242V242H244ZM71 241H74L76 243L79 241V238L78 237L72 238ZM151 242L153 243V241H151ZM158 242H159L158 244L160 245V241H158ZM213 242H215V243H213ZM79 243H81V241H79ZM134 243H135V241H134ZM211 243H213L214 245ZM174 244H175V241H174ZM192 244H193V246H192ZM76 246H77V244H76ZM81 246H82V248L87 247V246H85L84 243H81ZM95 246L96 245L90 247V245H89L90 248H87L86 250H88V251L94 250L93 248ZM131 246H132V244L130 245V248H128L126 250V252H129V254H134L136 257V254L133 251L134 249ZM141 246L144 250H146L147 253H148V251L154 252V253H156L155 255H158V257L160 256L161 258L163 256H165L164 252H162L158 247H156L153 244H151L150 242H148V240L146 241V239L145 240L143 239V241H141ZM230 247H232V248L230 249ZM247 248L249 249V251L252 250V254L247 252ZM86 250H85V252H86ZM138 250L139 249H135L137 255H138ZM220 251L223 253L224 252L226 253L225 256L229 260L227 258L226 259L229 262L226 259L225 260L223 259L225 256H222V258H221V256H220L221 252ZM234 252H233V254H234ZM88 254H89V252H88ZM140 255L142 256V253H140ZM206 256H207V258H209L210 262H209V260L205 262V260L203 258L204 257L206 258ZM76 257H78V259L76 258L75 261L76 260L80 261L79 263L76 261L77 262L76 264H85L86 263V261L82 257H80L79 255ZM232 257H234V255ZM97 258L98 257H96L95 259L97 260ZM155 258H156V256H155ZM172 258H174V257L172 256ZM102 259H101V261L99 260L100 264L105 263L104 259L103 260ZM151 259L152 258H150V260ZM138 260H141V262L143 261L144 264H146V262H149L147 255H145L144 257L142 256ZM248 260H249V262L247 263L246 261H248ZM73 261H74V259H73ZM156 261H157V259H156ZM97 262H98V260H97ZM87 263H89V262H87ZM157 263L158 264H168L167 260H163V261L161 260V261H158ZM157 263H155V264H157ZM177 264H181V263H177Z\"/></svg>", "mask_w": 264, "mask_h": 264}]
</instances>
